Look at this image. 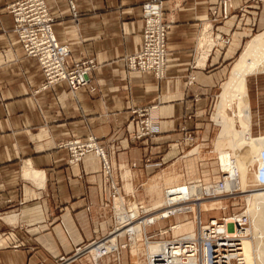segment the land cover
<instances>
[{"label": "crops", "instance_id": "0c3cea01", "mask_svg": "<svg viewBox=\"0 0 264 264\" xmlns=\"http://www.w3.org/2000/svg\"><path fill=\"white\" fill-rule=\"evenodd\" d=\"M16 1L0 0V264H56L113 227L101 160L88 155L70 165L60 145L89 136L111 144L116 179L148 205L159 199L150 185H161L163 196L169 176L197 180L193 163L212 135L208 112L215 91L258 25L264 3L232 0L230 16L223 19L222 0H166L165 18L172 22L168 72L158 80L150 72L129 71L124 61L143 49L147 0H76L78 22L67 0H46L55 36L70 45L72 60L97 64L91 73L96 91L73 95L66 82L34 94L45 77L13 32L7 7ZM215 34L231 43L215 46ZM157 101L160 133L135 141L131 111ZM137 262L142 263L135 251L124 252L123 264Z\"/></svg>", "mask_w": 264, "mask_h": 264}, {"label": "built area", "instance_id": "2783aa9c", "mask_svg": "<svg viewBox=\"0 0 264 264\" xmlns=\"http://www.w3.org/2000/svg\"><path fill=\"white\" fill-rule=\"evenodd\" d=\"M75 1L67 0L72 15L78 22L79 14ZM165 1L147 0L142 4L143 49L140 53L129 55L124 59L129 71L150 72L158 80L164 79L168 72V34L172 22L165 18ZM250 1L256 4L264 3V0ZM7 9L14 19L13 32L19 37L26 56L37 59L45 77L44 84L40 89L35 90L34 94L50 89L61 82L69 85L73 95L82 89L96 91L91 77V73L96 68V62L92 59L81 62L72 60L70 45L59 43L55 36V18L46 0H18ZM231 9L232 0H222L223 19L229 18ZM217 13L218 10L215 11V14ZM212 39L215 46L231 43L230 38L221 34H215ZM160 104L161 102L157 101L131 111V122L138 127V133L133 136L135 141H149L160 133ZM110 145L94 136L73 139L60 145V148L69 152L70 165L80 164L88 155H95L101 160L103 175L111 189L110 208L114 224L107 236L85 246L76 247L71 255L59 257L56 264H73L82 261L89 264H102L104 261L106 264H122L124 252L131 251L133 248L138 249L139 252L144 249L143 257L146 264H248L244 247V239L251 237V235H245L252 225L248 206L244 204L241 212L227 217L211 218L207 223L201 220L202 213H200V203L208 202L213 198L237 197L240 194V173L237 168L233 173H225L221 168V178L204 185L201 196L193 194L184 196L185 193L181 187L168 189L165 209L179 206L180 210L177 213L171 212L166 217L163 214V206L154 207L142 202H131L137 205L136 209L132 208L130 200L123 195L122 178L116 179L115 167L108 154L112 146ZM258 160V165L251 166L248 170L254 176V180L248 189L251 192L247 194H264V151ZM232 163L235 164V159ZM187 183L191 187L195 184L203 185L194 181ZM131 198L134 199L133 194ZM119 199L124 200L122 205L124 209H120L116 204ZM192 207H194L193 210ZM189 214L197 218V230L192 237L164 239L163 236L170 233L171 227L167 230L161 228L158 231H149L150 228L169 217L175 218ZM135 225L142 227L139 237L135 231ZM114 237L117 240L116 245L112 243ZM258 237L263 240L261 234ZM256 240V238L253 239V243ZM150 244L159 245L158 251H149ZM254 253L256 255L255 249ZM256 256L254 262L258 263L259 256Z\"/></svg>", "mask_w": 264, "mask_h": 264}, {"label": "bare ground", "instance_id": "6f19581e", "mask_svg": "<svg viewBox=\"0 0 264 264\" xmlns=\"http://www.w3.org/2000/svg\"><path fill=\"white\" fill-rule=\"evenodd\" d=\"M212 43L215 45L213 39ZM213 45V46H214ZM264 76V34L259 36L255 41L251 42L250 45L246 48L244 54L240 57V59L235 63L233 69L230 72V75L227 81L222 86V98L220 102L216 106L214 120L220 126L221 131L219 137L217 138V148L220 150V163L225 173H233L237 168L240 173L239 186L242 192V183L241 178L242 174L248 172L250 165L252 164L253 157L258 153H262V149L264 148V135L260 137H253L252 126H253V111H252V99L250 95L249 89V78L251 77H259ZM229 111H232L235 119L231 118L229 115ZM223 147V148H222ZM231 150L233 153L228 152ZM197 151V150H196ZM219 152V151H218ZM235 159V164L232 163V160ZM176 182L175 179H172L168 182L169 186L173 188L181 187L183 189L184 196L193 194L197 196H201L203 193V185L195 184V186H189L188 184L172 187ZM230 186V185H229ZM229 188V187H228ZM240 192V193H241ZM249 192H251L249 190ZM132 194V193H131ZM251 196L253 193H249ZM165 201L162 203L163 208L167 206V197L165 193ZM122 200V199H121ZM220 200L218 198H213L208 207L206 202L200 203L201 209L200 213L206 211L208 208L214 210L216 206L220 207L222 202L215 201ZM122 203L119 205L120 209H124L122 207ZM210 201V200H209ZM248 206V212L251 214L252 225L251 228L246 231V236L251 235V237L245 238L244 247L246 252V257L248 260V264H257L254 262V258L256 255L263 254L261 252L255 255L254 253V233H253V213L263 212V207L255 204L254 206H250L252 202V197L248 196L246 198ZM118 202V201H117ZM133 209H136L134 203L129 202ZM160 204V203H159ZM199 205V204H198ZM223 206V205H221ZM160 207V206H159ZM179 206H175L169 209H163V214L168 217L171 212H178L180 209ZM194 207H192L193 210ZM223 208V207H222ZM220 208V210L222 209ZM196 211V210H195ZM196 217L197 214H196ZM169 217L168 219H170ZM167 219V220H168ZM197 221V218H195ZM203 220V218H201ZM196 223V222H194ZM197 224V223H196ZM182 223H178L170 228V231H182ZM141 226L135 225V231L138 233V228ZM195 234L185 235L181 237H192ZM116 238L114 237L112 243L116 245ZM149 245L151 252H156L159 249V245L157 244ZM135 249V248H133ZM132 249V250H133ZM131 250V252H132Z\"/></svg>", "mask_w": 264, "mask_h": 264}, {"label": "rangeland", "instance_id": "374dc122", "mask_svg": "<svg viewBox=\"0 0 264 264\" xmlns=\"http://www.w3.org/2000/svg\"><path fill=\"white\" fill-rule=\"evenodd\" d=\"M8 8V7H7ZM261 10H263V13L260 15L259 14V20H258V25L254 28L253 31H250L248 36L242 41V44L240 46V50L236 55H234V59L232 60L231 67L229 68V71L227 72V75L225 79L222 81L220 86L217 88L215 91V96L213 99V103L211 105V109L208 112V119L210 122L209 126L212 127V135L206 143L208 145L206 146V150L204 152V155L200 156V160L198 162L193 163V169L195 174H197V180H186L184 182H181L179 176H169L165 180V185L167 187H163V196L160 193V188L161 185L158 183L150 185L149 190L154 191L158 194L159 199L152 205L149 206H154V207H162V203L165 201V193L166 191L171 188L168 184L169 180L171 179H177L178 182H176L172 187H177V186H182L188 184L187 182H199L202 183L203 185L209 184L214 181H218L221 176V163H220V150L216 149L217 148V138L219 137L221 128L217 124V122L214 120V114L216 110L217 104L220 102L222 98V84L224 81L229 76V72L233 69V66L235 63L240 59V57L244 54L246 50V46L251 44V42L255 41L259 36L264 34V5L261 7ZM8 11V9H7ZM258 35V36H257ZM257 36V37H256ZM247 42V43H246ZM249 89H250V95L252 99V111H253V128H252V133L253 137H260L264 135V76H259V77H251L249 78ZM229 115L231 118L235 119L234 114L232 111H229ZM223 148V147H222ZM228 150V149H227ZM219 151V152H218ZM264 151V148L262 149V152ZM228 152L233 153L231 150H228ZM198 153V149L194 154ZM192 154V155H194ZM261 153H258L256 156L253 157L252 164L251 166L258 165L259 158H260ZM249 168V167H248ZM201 177V179H199ZM246 185H245V181ZM254 180V176L248 172L242 174L241 178V183H242V192L237 195V197H221L219 198L220 200H215L222 202L220 204V207L216 206L214 210H211V208H208L206 211H203L202 218L203 222L207 223L211 218H222V217H227L233 213H238L241 212L244 208V204L247 201L246 198L248 196L252 197V202L250 203V206H254L255 204H258L263 207V212L259 213H253L252 216H254L253 219V233H254V239L256 238V242L254 241V247H255V252L256 254L261 252L263 254L259 255L257 254L258 257V263L257 264H264V194H258V193H253L252 196L250 194H247L249 192V186ZM244 186V187H243ZM127 194V195H126ZM124 197H126L127 200H130L131 202H142L143 201H136L135 199H132L130 196L131 194H128L126 191L123 193ZM129 195V197H128ZM120 200V199H119ZM116 203L118 206L122 203L120 200ZM211 202L208 201L206 204L207 206L210 207L209 204ZM160 203V204H159ZM136 204V203H134ZM204 204V202H203ZM223 205V206H221ZM111 204L108 205V212L110 214V217L113 221L112 218V211L110 208ZM223 207V208H222ZM165 208V207H164ZM163 208V209H164ZM220 208H222L220 210ZM203 210V208L201 209ZM195 220V216L193 214L185 215V216H177L175 218H170L169 220H165L163 222L158 223L155 227H152L149 229V231H158L159 229L163 228V230H167L169 227H172L174 225H177L178 223H182V231H173L168 233L167 235L163 236L164 239H170V238H178L181 236L185 235H191L192 233L196 232L197 230V225ZM114 224V222H113ZM140 226V225H138ZM138 233L140 235V231L142 230V227L138 228ZM261 234V237L263 238L260 239L258 236ZM138 235V237H139ZM260 239V240H258ZM153 245V244H152ZM151 245V246H152ZM135 253L138 255V259L140 262H137V264H146L144 261L145 258L143 257V251H138V249H133ZM137 251V252H136ZM150 251V248H149ZM126 252V251H125ZM131 252V251H130ZM124 255V254H123ZM257 258V256H256ZM85 264H89V262H85ZM123 264V263H122Z\"/></svg>", "mask_w": 264, "mask_h": 264}]
</instances>
